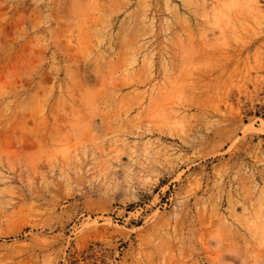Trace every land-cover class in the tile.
Segmentation results:
<instances>
[{
	"label": "rangeland",
	"instance_id": "rangeland-1",
	"mask_svg": "<svg viewBox=\"0 0 264 264\" xmlns=\"http://www.w3.org/2000/svg\"><path fill=\"white\" fill-rule=\"evenodd\" d=\"M0 264H264V0H0Z\"/></svg>",
	"mask_w": 264,
	"mask_h": 264
}]
</instances>
